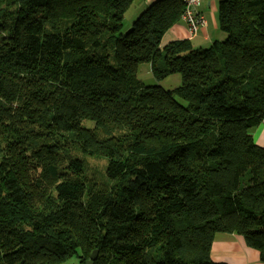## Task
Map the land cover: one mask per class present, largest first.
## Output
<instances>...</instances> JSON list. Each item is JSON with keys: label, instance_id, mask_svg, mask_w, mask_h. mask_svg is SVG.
I'll use <instances>...</instances> for the list:
<instances>
[{"label": "trees", "instance_id": "trees-1", "mask_svg": "<svg viewBox=\"0 0 264 264\" xmlns=\"http://www.w3.org/2000/svg\"><path fill=\"white\" fill-rule=\"evenodd\" d=\"M134 1L0 0V264H227L217 233L264 260V0H220L208 47L164 42L181 0L122 33Z\"/></svg>", "mask_w": 264, "mask_h": 264}, {"label": "crops", "instance_id": "crops-1", "mask_svg": "<svg viewBox=\"0 0 264 264\" xmlns=\"http://www.w3.org/2000/svg\"><path fill=\"white\" fill-rule=\"evenodd\" d=\"M157 0H135L139 8ZM220 0H200L197 10L206 17V24L193 36L186 23L175 24L164 36V42L188 38L196 47H208L216 40H223L224 34L219 29L218 6ZM256 143L264 147V120L252 130ZM212 259L227 264H264L260 251L248 246L238 233H217L212 244ZM63 264H82L77 258H71Z\"/></svg>", "mask_w": 264, "mask_h": 264}, {"label": "rangeland", "instance_id": "rangeland-1", "mask_svg": "<svg viewBox=\"0 0 264 264\" xmlns=\"http://www.w3.org/2000/svg\"><path fill=\"white\" fill-rule=\"evenodd\" d=\"M151 4H152V2L148 3L147 5H144L141 8H139L137 5H132L130 7V9L128 10V12L126 13L122 33H126L127 31H129L133 25V22L137 19V17ZM182 22H184V21H182ZM184 24H185V22H184ZM199 29H198V31H199ZM220 31L223 32V34H224L223 37L226 38V33L221 29H220ZM197 34H198V32H197ZM196 35H193V36H196ZM225 38H222V39H225ZM137 77L142 82V84L144 86L160 85L162 88H164L166 90H173L181 84V75L178 73L168 75L164 79L158 80L155 77V75L153 74L152 66H151V63H149V62H144V63H141L139 65L138 71H137ZM178 100L180 102H183V100L180 98H178ZM86 161H87V165L89 167L90 174L95 176L99 180H102L105 161L93 159V158H86Z\"/></svg>", "mask_w": 264, "mask_h": 264}, {"label": "built area", "instance_id": "built-area-1", "mask_svg": "<svg viewBox=\"0 0 264 264\" xmlns=\"http://www.w3.org/2000/svg\"><path fill=\"white\" fill-rule=\"evenodd\" d=\"M184 5V11L181 20L184 21L192 35H196L198 29L206 24L205 16L197 8L200 0H181Z\"/></svg>", "mask_w": 264, "mask_h": 264}, {"label": "water", "instance_id": "water-1", "mask_svg": "<svg viewBox=\"0 0 264 264\" xmlns=\"http://www.w3.org/2000/svg\"><path fill=\"white\" fill-rule=\"evenodd\" d=\"M98 250H94L86 264H94V260L97 258Z\"/></svg>", "mask_w": 264, "mask_h": 264}]
</instances>
